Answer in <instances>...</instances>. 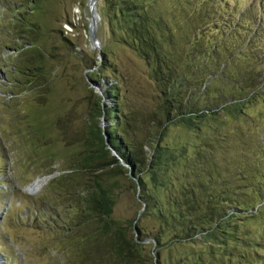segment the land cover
I'll return each instance as SVG.
<instances>
[{
  "label": "trees",
  "instance_id": "16d2710c",
  "mask_svg": "<svg viewBox=\"0 0 264 264\" xmlns=\"http://www.w3.org/2000/svg\"><path fill=\"white\" fill-rule=\"evenodd\" d=\"M33 2L42 0H29L30 14L42 13ZM103 2L112 36L145 63L154 107L142 112L129 105L121 93L122 79L103 48L88 79L106 81L103 92L112 106H103L95 95L79 142L62 147V154L44 156L53 160L62 155L70 165L71 171L51 179L48 187L64 193L79 210L68 227L74 252L69 264H234L231 243L234 250L241 244L261 256L257 248L264 247L242 242L234 222L241 213L249 220L264 211V183L256 182L255 163L225 161L221 134L228 121L238 123L260 96L256 73L228 69L256 46L258 28L247 38L240 33L250 8L228 23L221 19L229 9L226 2L221 7L222 0ZM18 14L14 30L28 39V55L19 54L18 72L28 84L45 87L39 27L29 15ZM211 31L219 38L209 41ZM232 46L237 50L228 55ZM215 84L220 88L216 96ZM100 118L110 121L105 130L98 126ZM123 178L140 192L143 211L120 225L113 206L126 186ZM146 217L154 218L153 231L139 225ZM148 238L151 249L143 244Z\"/></svg>",
  "mask_w": 264,
  "mask_h": 264
},
{
  "label": "rangeland",
  "instance_id": "374dc122",
  "mask_svg": "<svg viewBox=\"0 0 264 264\" xmlns=\"http://www.w3.org/2000/svg\"><path fill=\"white\" fill-rule=\"evenodd\" d=\"M89 1L33 2L42 11L34 15L30 14L33 4L29 0H0V264H69L74 252L68 227L79 210L64 193L48 187L51 179L69 173L70 165L62 155L53 160L44 156L62 154V147L79 142L89 105L99 95L96 85L102 90L103 106H112L103 92L106 81L93 83L88 79V73L95 70L91 67L102 59L103 48L122 79L121 93L129 105L142 112L154 107L155 91L144 61L112 36L103 0L94 2L93 8ZM223 2L229 9L222 12L221 19L228 23L250 8L242 19L240 33L243 31L244 38L251 30H259L255 48L229 63L228 69L235 73L240 68L253 71L262 82L257 102L246 108L238 123L228 121L222 128L227 150L224 158L228 163L236 161L237 166L255 163L259 175L256 182L264 183V0H222L221 7ZM18 11L29 15L28 20L39 27L45 87L28 84L29 80L18 72L19 54L28 55V39L14 30ZM94 12L98 14L96 43L89 37ZM212 32L208 33L209 41L219 38ZM236 50L230 47L228 55ZM218 86L213 87L215 96ZM97 122L104 130L110 125L103 118ZM178 132L174 130L173 134ZM48 142L52 143L46 146ZM107 149L112 155V149ZM122 181L126 186L117 192L113 206V216L120 225L143 211L140 192L124 178ZM34 184L39 186L32 191ZM247 215L241 213L235 220L237 235L242 242L264 247V211L249 220ZM139 225L147 231L157 226L153 217L142 219ZM149 240L143 244L151 249ZM230 247L234 264L250 258V264H264V250L257 248L259 256L241 244L237 250Z\"/></svg>",
  "mask_w": 264,
  "mask_h": 264
},
{
  "label": "water",
  "instance_id": "95a60500",
  "mask_svg": "<svg viewBox=\"0 0 264 264\" xmlns=\"http://www.w3.org/2000/svg\"><path fill=\"white\" fill-rule=\"evenodd\" d=\"M97 0H94V2H96ZM97 17H98V14L97 12H94V14H92V21H94V26H93V29L92 31L90 32L89 30V37H90V40L93 41L94 43H96L98 40L96 39L95 37V31L97 29ZM101 56V54H100ZM96 90H97V93L99 94V96L101 97L102 101H101V104L103 105V101H104V96L102 95V90L96 85ZM95 89V88H94ZM112 151V155L118 160V162L125 168H128V166L126 164L123 163V161L119 158L118 154L116 153V151L114 150H111ZM132 178V177H131Z\"/></svg>",
  "mask_w": 264,
  "mask_h": 264
},
{
  "label": "bare ground",
  "instance_id": "6f19581e",
  "mask_svg": "<svg viewBox=\"0 0 264 264\" xmlns=\"http://www.w3.org/2000/svg\"><path fill=\"white\" fill-rule=\"evenodd\" d=\"M89 6H90L91 8L94 7V0H93V1H92V0L89 1ZM93 26H94V23H93V25H92V27H91V29H90V32L92 31ZM38 186H39L38 184H34V185L31 187V190L34 191L35 189L38 188Z\"/></svg>",
  "mask_w": 264,
  "mask_h": 264
}]
</instances>
